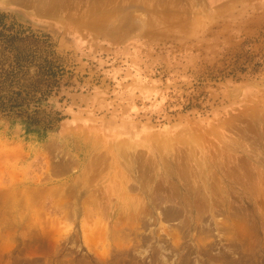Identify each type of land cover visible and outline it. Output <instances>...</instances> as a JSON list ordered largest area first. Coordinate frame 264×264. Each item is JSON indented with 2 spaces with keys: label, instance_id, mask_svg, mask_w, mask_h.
<instances>
[{
  "label": "rangeland",
  "instance_id": "obj_1",
  "mask_svg": "<svg viewBox=\"0 0 264 264\" xmlns=\"http://www.w3.org/2000/svg\"><path fill=\"white\" fill-rule=\"evenodd\" d=\"M0 14V63L44 43L67 82L45 138L0 114V264H264V0Z\"/></svg>",
  "mask_w": 264,
  "mask_h": 264
},
{
  "label": "trees",
  "instance_id": "obj_2",
  "mask_svg": "<svg viewBox=\"0 0 264 264\" xmlns=\"http://www.w3.org/2000/svg\"><path fill=\"white\" fill-rule=\"evenodd\" d=\"M13 42L14 38L8 46L12 58L0 63V114L11 124L22 125L25 134L45 138L67 119L55 99L67 85L61 58L44 43L14 46Z\"/></svg>",
  "mask_w": 264,
  "mask_h": 264
},
{
  "label": "bare ground",
  "instance_id": "obj_3",
  "mask_svg": "<svg viewBox=\"0 0 264 264\" xmlns=\"http://www.w3.org/2000/svg\"><path fill=\"white\" fill-rule=\"evenodd\" d=\"M118 148H119V147H118ZM119 149H120V148H119ZM114 151L118 152L119 150L116 148ZM121 151L124 152V150H121ZM119 152H120V151H119ZM123 152H122V153H123ZM96 155H97V154H96ZM92 161L94 162V160H92ZM94 163H95V162H94ZM97 164H98V163H97ZM100 165H101V164H100ZM95 166H96V165H95ZM95 166L92 167V168H95V169H96L97 166H96V167H95ZM92 171L94 172V169H93ZM95 171H96V170H95ZM94 174H96V173L94 172ZM204 178H205V175H204V172H202V178H201V180H202L203 183L205 182V179H204ZM202 187H203L204 190L206 189V187H207L206 182H205V184L202 185Z\"/></svg>",
  "mask_w": 264,
  "mask_h": 264
}]
</instances>
